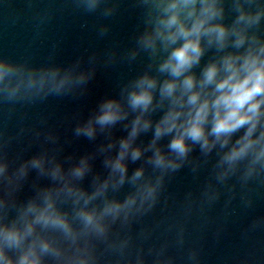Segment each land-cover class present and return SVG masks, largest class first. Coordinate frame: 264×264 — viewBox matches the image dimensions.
Here are the masks:
<instances>
[{
  "label": "clouds",
  "instance_id": "1",
  "mask_svg": "<svg viewBox=\"0 0 264 264\" xmlns=\"http://www.w3.org/2000/svg\"><path fill=\"white\" fill-rule=\"evenodd\" d=\"M76 2L86 11H93L100 0ZM144 3L150 5L151 30L143 32L138 44L153 57L166 53L157 67L158 74L165 78L161 80L159 75L145 73L124 90L127 106L137 114L131 120L128 137L119 141L116 157L106 161L111 166L109 177L91 195L72 184V178H83L89 170L87 159L71 169L69 176L62 172L60 164H55L51 176L62 181V186L45 190L42 204L30 201L11 222H8L7 210L0 212V264H43L41 257L45 253L60 257L62 250L37 233V226L60 230L75 242L78 234L68 213L57 207V199L63 193L72 198L75 205L82 200L87 206L103 195L110 184L113 188L123 186L129 179L125 163L128 157L135 162L144 152L152 150L147 163L159 169L160 175L155 182L148 179L137 184L145 175L144 167H139L129 181L135 190L123 201L106 200L99 211L80 207L75 218L85 229L104 233L106 228L102 221L106 216L115 219L123 213L127 219L133 210L151 209L163 190L165 174L179 170L182 165L178 161L186 158L195 145L204 152H210L216 145L227 149L221 162L229 168L249 157L251 165L264 161V41L255 33L249 34V29L264 16V8L252 13L245 6H253L257 0H233L232 9L238 15L228 25L223 22L222 0H144ZM212 48L216 57L205 63L197 75L193 69L200 65L205 51ZM230 48L232 50H228ZM135 55L133 53V58ZM14 71L11 65L0 62V99L5 103L12 102L21 90L40 100L66 95L87 78L81 74L73 79L70 74L61 76L54 70L39 76L29 74L13 82L8 77ZM158 110L162 115L155 121L151 142L146 148L134 147L138 134L153 127L150 114ZM128 116L121 101L106 99L99 105V113L77 127L76 134L92 138L94 124L104 128ZM241 130L242 134L237 136ZM166 136L170 137L167 153L158 145ZM31 164L43 170L44 159L34 158ZM6 167V164L0 165V173ZM25 169L26 166L21 168V175L25 174ZM64 264H87V258L68 256Z\"/></svg>",
  "mask_w": 264,
  "mask_h": 264
}]
</instances>
